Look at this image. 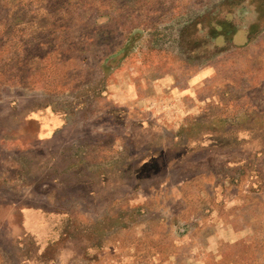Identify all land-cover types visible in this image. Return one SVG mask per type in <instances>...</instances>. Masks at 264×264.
<instances>
[{"label": "rangeland", "instance_id": "374dc122", "mask_svg": "<svg viewBox=\"0 0 264 264\" xmlns=\"http://www.w3.org/2000/svg\"><path fill=\"white\" fill-rule=\"evenodd\" d=\"M0 264H264V0H0Z\"/></svg>", "mask_w": 264, "mask_h": 264}, {"label": "crops", "instance_id": "0c3cea01", "mask_svg": "<svg viewBox=\"0 0 264 264\" xmlns=\"http://www.w3.org/2000/svg\"><path fill=\"white\" fill-rule=\"evenodd\" d=\"M45 131H46V128H43V132L45 133Z\"/></svg>", "mask_w": 264, "mask_h": 264}]
</instances>
